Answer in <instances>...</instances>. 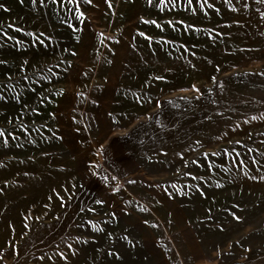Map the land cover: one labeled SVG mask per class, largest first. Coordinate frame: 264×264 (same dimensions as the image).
<instances>
[{"label": "rangeland", "instance_id": "obj_1", "mask_svg": "<svg viewBox=\"0 0 264 264\" xmlns=\"http://www.w3.org/2000/svg\"><path fill=\"white\" fill-rule=\"evenodd\" d=\"M0 264H264V0H0Z\"/></svg>", "mask_w": 264, "mask_h": 264}]
</instances>
